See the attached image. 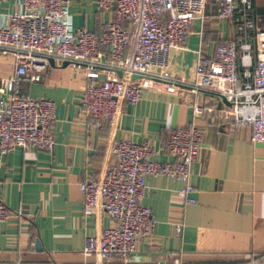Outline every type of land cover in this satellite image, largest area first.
Returning a JSON list of instances; mask_svg holds the SVG:
<instances>
[{
  "label": "crops",
  "instance_id": "obj_1",
  "mask_svg": "<svg viewBox=\"0 0 264 264\" xmlns=\"http://www.w3.org/2000/svg\"><path fill=\"white\" fill-rule=\"evenodd\" d=\"M72 1L75 29L100 34L105 23L116 19L95 0ZM253 1L250 17L264 29V0ZM17 3L0 0V18L16 11ZM217 8L210 1L205 19L193 23L186 47L171 54L172 74L186 83L195 79L200 54L213 57L218 46L234 38L241 15L220 19ZM62 66L49 65L42 80L25 85L31 96L56 102V145L52 151L16 149L6 157L0 203L14 216L0 222V264H103L83 248L88 236L100 235L113 221L104 207L84 217L80 183L102 175L115 161L113 147L122 139L148 141L157 149L153 160L175 162L166 149L172 131L194 125L202 133L190 175L194 191L189 197L196 203L180 197L181 181L148 177L142 204L152 209L156 227L129 264H264V142L251 141V125L240 123L224 98L193 91L190 85L176 93L150 88L139 103H122L114 129L97 128L80 106L90 81L87 71ZM15 70V56L0 50V82ZM195 106L204 112L196 115ZM178 224L183 225L179 234Z\"/></svg>",
  "mask_w": 264,
  "mask_h": 264
},
{
  "label": "built area",
  "instance_id": "obj_2",
  "mask_svg": "<svg viewBox=\"0 0 264 264\" xmlns=\"http://www.w3.org/2000/svg\"><path fill=\"white\" fill-rule=\"evenodd\" d=\"M17 1L18 9L0 18V50L16 59L14 74L0 82V173L16 149L52 151L56 145V102L33 97L25 89L42 80L50 58L87 71L90 81L80 106L94 127L114 129L122 103H139L146 89L176 93L180 86L190 85L193 91L224 98L235 118L251 125V141L264 142V29L250 17L253 0H95L116 17L104 24L100 34L75 29L72 0ZM210 1L217 4L218 18L236 14L242 18L234 38L218 46L213 57L198 56L195 79L186 83L172 74L171 54L186 47L193 23L205 19ZM134 74L139 75L136 80ZM204 109L195 106V114ZM166 149L175 162L153 160L157 149L148 141L119 140L113 147L115 161L99 177L80 183L84 217L104 207L113 221L100 235L86 238L85 255H97L103 264H116L118 258L129 264L139 243L154 235L152 209L142 204L148 177L181 181L180 197L196 203L189 197L194 191L190 175L202 149L201 130L195 125L175 128ZM13 216L0 203V222ZM176 228L179 234L183 225Z\"/></svg>",
  "mask_w": 264,
  "mask_h": 264
},
{
  "label": "water",
  "instance_id": "obj_3",
  "mask_svg": "<svg viewBox=\"0 0 264 264\" xmlns=\"http://www.w3.org/2000/svg\"><path fill=\"white\" fill-rule=\"evenodd\" d=\"M49 62H50V65H51L52 67H56V61H55L53 58H50V59H49ZM69 65H71V62H69V61H64L62 67L65 68V67H68ZM117 73H118V75H119L120 77H124V74H123V72H122L121 70H118ZM138 77H139V75L134 74V75L132 76V80H136ZM226 103H228V102L226 101ZM228 105L231 106L230 103H228ZM36 246H37V249H38V250H41V249H42V244H41L40 241H37Z\"/></svg>",
  "mask_w": 264,
  "mask_h": 264
}]
</instances>
